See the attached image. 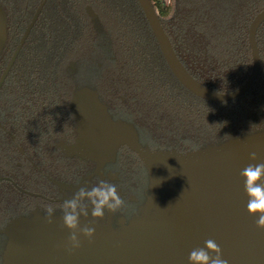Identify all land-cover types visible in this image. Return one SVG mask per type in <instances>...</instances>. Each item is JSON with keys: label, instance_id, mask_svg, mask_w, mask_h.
I'll return each mask as SVG.
<instances>
[{"label": "trees", "instance_id": "obj_1", "mask_svg": "<svg viewBox=\"0 0 264 264\" xmlns=\"http://www.w3.org/2000/svg\"><path fill=\"white\" fill-rule=\"evenodd\" d=\"M149 1L179 62L198 84L220 94L245 84L253 65L249 27L264 11V0ZM0 8L6 24L0 124L56 180L75 181L93 168L54 149L75 136L68 106L83 85L153 152L186 154L264 132V23L256 32L260 68L251 88L232 101L211 103L173 76L137 0H0ZM114 164L123 191L148 186L149 192L148 172L133 152L122 149ZM1 177L48 197L55 191L0 129ZM38 206L52 205L0 182V229L28 219Z\"/></svg>", "mask_w": 264, "mask_h": 264}, {"label": "water", "instance_id": "obj_2", "mask_svg": "<svg viewBox=\"0 0 264 264\" xmlns=\"http://www.w3.org/2000/svg\"><path fill=\"white\" fill-rule=\"evenodd\" d=\"M137 2L171 73L187 91L211 103H225L250 89L260 68L256 32L264 22V11L249 27L253 58L249 79L241 88L220 94L207 90L187 73L150 1ZM4 21L0 15V46ZM74 99L79 137L72 154L97 161L114 156L121 147L133 152L148 172L150 196L143 213L118 233L109 225L106 228L81 220L80 226L94 227L95 235L91 241L81 236V247L71 252L66 247L70 233L62 226V218L16 219L5 231L10 239L3 264H189L190 252L203 247L207 239L219 245L229 264H264V230L258 229L256 217L247 213L240 176L249 163L264 162V132L186 154L153 152L139 144L132 127L111 120L95 93L82 90ZM90 139L96 143L92 145ZM252 152L257 154L256 161L250 160ZM222 164L227 168L221 169Z\"/></svg>", "mask_w": 264, "mask_h": 264}, {"label": "flooded vegetation", "instance_id": "obj_3", "mask_svg": "<svg viewBox=\"0 0 264 264\" xmlns=\"http://www.w3.org/2000/svg\"><path fill=\"white\" fill-rule=\"evenodd\" d=\"M0 12H1L2 16L4 15V20H5V13L3 12V10L1 8H0ZM92 20H95L94 16L92 17ZM262 23H264V22H262ZM5 25L6 24L4 23V34H3L4 39H3V42L0 46V52L3 49L4 43H5V34H6ZM69 67L73 71L76 70L74 63L70 64ZM82 90H89V91H92L93 93H95V91L89 85H83L80 88L76 87L75 91L72 94V98H71V101H70L68 107L73 114V121H74V126H75V128L73 129V134H75V136H74V138L71 136L67 140L56 142L54 144V149H56L58 154H61L62 157L66 158V159H69V160L79 159L80 161L85 162L86 164H84V165L86 166V168L89 169V167L90 168L93 167L92 170L90 172H86L85 174L81 175L79 178H76L75 181H68L66 179L65 180H56V179L50 177L49 175H47L46 173H44L35 163H33L31 161V159L29 157L25 156L22 149L15 142L14 136L11 133H9L6 129H4L3 126L0 124V129L11 139V141L14 143L18 153L21 156H23L26 161H28V163L31 165V167L44 180L48 181V183L54 188L55 191L52 192V189H51L50 192H52V195H51V197H48V196L44 195L43 193H36V192H32V191L21 188L9 177H1L0 182H2V181L8 182L20 194L25 195V196L30 197V198H33V199H39V200H41L47 204L52 205V207L55 209V215L52 218H62L61 215H62V211H63L64 202L71 200L74 192L80 190L81 188L87 187L88 185L97 184V183H99L100 180H108L110 182H114L118 188V195L122 196L125 203L127 201V202H133V204L132 205L129 204L128 207L123 206L119 211H117L115 213H109V215L104 220L95 221V220H92L90 216L88 218L81 217V220H89V221L95 222L99 225H102L106 228L109 225L113 232L118 233L121 231L123 224L126 225L127 223H129L133 219L139 218L141 216V214L143 213L142 210H143V206L145 204V199L147 200V198L149 197L148 186L144 187L143 189L141 187H136L135 189H132L131 191H129V192H131L130 194H127L125 191H123L122 187H119V184L122 182V179L120 177L119 171L116 169L117 167H115L116 164H114V163L116 161V157H117L118 153L126 147L118 148L115 151L114 156H103L102 158H99V160H97V161L84 159L78 155L72 154L71 149H73V147L76 146L77 140L79 137L78 123H77V117H76V109L77 108L75 107L76 100L74 99V97L76 96V94L78 92H80ZM98 102L106 109L107 114L109 115L108 109L105 107L104 103L99 98H98ZM109 117L111 118V120L113 122H115L110 115H109ZM89 142L92 143V145H94L96 143L93 139H90ZM141 146L143 147V145H141ZM29 194H32L35 196H30ZM125 203H124V205H125ZM46 210H47V206H42V207L38 206L31 211L30 215L27 217L28 219H25V220L33 221L34 219H36L37 216H39V218L45 219L44 217L47 215ZM89 212H91V207H89ZM9 224H7L4 228L0 229V240H3V242H0V264H3V255L5 252V249L7 248L8 241L10 239L9 236H7V234H5V231H7V227Z\"/></svg>", "mask_w": 264, "mask_h": 264}, {"label": "clouds", "instance_id": "obj_4", "mask_svg": "<svg viewBox=\"0 0 264 264\" xmlns=\"http://www.w3.org/2000/svg\"><path fill=\"white\" fill-rule=\"evenodd\" d=\"M250 160L256 161L257 154L250 153ZM243 178L244 193L247 197L246 210L250 216L256 217L258 229L264 230V162L249 163L240 172ZM125 201L118 195V188L114 182L100 180L99 183L81 188L72 195V199L64 202L62 211V226L69 230L67 250L69 252L81 247L83 236L89 241L95 235V228L80 226L81 217H91L92 220H104L109 213H115L124 206ZM91 207V212H89ZM49 221L55 215L52 206L47 207ZM214 253L215 255H210ZM223 253L219 245L212 239H207L203 247L194 248L189 256V264H229L222 258Z\"/></svg>", "mask_w": 264, "mask_h": 264}, {"label": "rangeland", "instance_id": "obj_5", "mask_svg": "<svg viewBox=\"0 0 264 264\" xmlns=\"http://www.w3.org/2000/svg\"><path fill=\"white\" fill-rule=\"evenodd\" d=\"M0 15H2V14L0 13ZM0 36H1V33H0ZM236 164H237V163H236ZM236 164H235L234 166H235V168H236V170H237V165H238V164H237V165H236ZM230 165H232V164H230ZM224 168H227V165H226V164H222V165H221V169H224ZM237 171H238V170H237ZM161 202H162V201L160 200L158 204H155V205L157 206V209L160 208V204H161ZM161 205H162V204H161ZM158 207H159V208H158ZM163 208H164L165 210L167 209L166 204H165V206H164V204H163ZM160 211L162 212V210H160ZM161 212H160V215H159L160 217L163 215ZM158 214H159V213H158ZM130 222H131V221H130ZM130 222H129V223H130ZM129 223H127L126 225L123 224V227L121 228V231H123L125 228H127V227L129 226ZM101 226H102V225H101ZM102 227H104V226H102ZM129 228H130V227H129ZM131 230H132V229L130 228V233H131ZM130 233H126V235H129ZM132 234H133V233H131L130 235H132Z\"/></svg>", "mask_w": 264, "mask_h": 264}]
</instances>
